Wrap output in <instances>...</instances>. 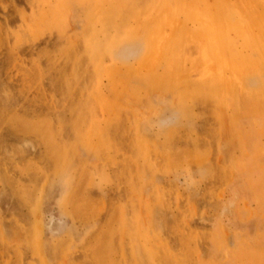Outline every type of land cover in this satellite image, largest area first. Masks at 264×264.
I'll use <instances>...</instances> for the list:
<instances>
[{
    "label": "rangeland",
    "instance_id": "rangeland-1",
    "mask_svg": "<svg viewBox=\"0 0 264 264\" xmlns=\"http://www.w3.org/2000/svg\"><path fill=\"white\" fill-rule=\"evenodd\" d=\"M0 264H264V0H0Z\"/></svg>",
    "mask_w": 264,
    "mask_h": 264
}]
</instances>
